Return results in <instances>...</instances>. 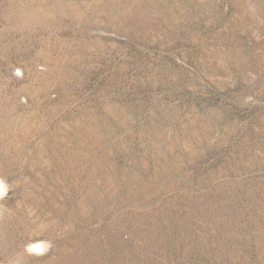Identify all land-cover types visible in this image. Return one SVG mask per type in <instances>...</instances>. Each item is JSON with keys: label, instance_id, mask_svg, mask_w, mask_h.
<instances>
[{"label": "rangeland", "instance_id": "374dc122", "mask_svg": "<svg viewBox=\"0 0 264 264\" xmlns=\"http://www.w3.org/2000/svg\"><path fill=\"white\" fill-rule=\"evenodd\" d=\"M0 264H264V0H0Z\"/></svg>", "mask_w": 264, "mask_h": 264}]
</instances>
